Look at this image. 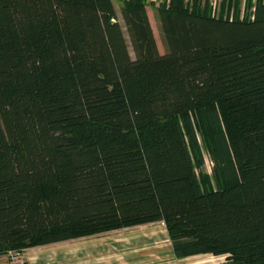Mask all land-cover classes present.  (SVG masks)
Wrapping results in <instances>:
<instances>
[{
  "label": "trees",
  "instance_id": "obj_1",
  "mask_svg": "<svg viewBox=\"0 0 264 264\" xmlns=\"http://www.w3.org/2000/svg\"><path fill=\"white\" fill-rule=\"evenodd\" d=\"M251 7L0 0V255L163 222L177 259L264 264V1Z\"/></svg>",
  "mask_w": 264,
  "mask_h": 264
},
{
  "label": "rangeland",
  "instance_id": "obj_2",
  "mask_svg": "<svg viewBox=\"0 0 264 264\" xmlns=\"http://www.w3.org/2000/svg\"><path fill=\"white\" fill-rule=\"evenodd\" d=\"M162 1L166 0H156L157 5ZM230 2L233 5L237 3L242 13H246L249 4L252 9L257 0H230ZM222 3L223 0H210V4L216 12L220 10ZM115 4L120 14L122 4L120 2H115ZM148 13L159 50L161 53H165L166 47L159 27L156 7L148 5ZM206 167L208 171H211V162L208 157ZM81 242H85L86 247H84L83 253L87 254L86 262L83 264H223L226 260L225 256L212 254L177 259L172 253L171 242L163 222L85 236L82 237ZM61 246L68 245L61 244ZM78 250L71 249L70 252L73 254Z\"/></svg>",
  "mask_w": 264,
  "mask_h": 264
},
{
  "label": "crops",
  "instance_id": "obj_3",
  "mask_svg": "<svg viewBox=\"0 0 264 264\" xmlns=\"http://www.w3.org/2000/svg\"><path fill=\"white\" fill-rule=\"evenodd\" d=\"M116 231L121 230H115L111 232ZM81 240L82 237L45 246L29 248L27 249L29 264H83L84 262H86L87 254L83 253L85 250L84 247H86V245H84L85 242H81ZM61 244H65L68 246H61ZM71 249H74V251L78 249L79 250L77 253L72 254L70 252ZM0 264H10L7 254L0 255Z\"/></svg>",
  "mask_w": 264,
  "mask_h": 264
},
{
  "label": "built area",
  "instance_id": "obj_4",
  "mask_svg": "<svg viewBox=\"0 0 264 264\" xmlns=\"http://www.w3.org/2000/svg\"><path fill=\"white\" fill-rule=\"evenodd\" d=\"M10 264H29L27 249H11L7 252Z\"/></svg>",
  "mask_w": 264,
  "mask_h": 264
}]
</instances>
